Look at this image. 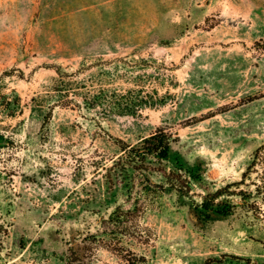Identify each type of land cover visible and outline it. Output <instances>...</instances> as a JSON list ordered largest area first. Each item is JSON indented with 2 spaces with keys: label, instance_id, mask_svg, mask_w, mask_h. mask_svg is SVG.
Instances as JSON below:
<instances>
[{
  "label": "rangeland",
  "instance_id": "rangeland-1",
  "mask_svg": "<svg viewBox=\"0 0 264 264\" xmlns=\"http://www.w3.org/2000/svg\"><path fill=\"white\" fill-rule=\"evenodd\" d=\"M158 127L189 195L104 233L130 206L114 137ZM87 228L89 264H264V0H0L1 261L67 264Z\"/></svg>",
  "mask_w": 264,
  "mask_h": 264
},
{
  "label": "trees",
  "instance_id": "trees-1",
  "mask_svg": "<svg viewBox=\"0 0 264 264\" xmlns=\"http://www.w3.org/2000/svg\"><path fill=\"white\" fill-rule=\"evenodd\" d=\"M49 114L51 115V112ZM114 140L122 150V154L118 157L119 164L124 169H132V174L128 176L129 195L127 201L130 206L123 209L121 205H117L110 219L112 225L105 228L103 232L112 236L119 234L142 235L144 230L150 233V229L143 226L141 217L148 210L157 206L160 197L168 192L177 193L179 196H187L191 191L190 179L184 168L178 166L169 170L166 168V165L171 161L172 148L177 137L173 132L158 127L154 132L142 137L135 144L119 137H114ZM255 162L256 160H253L251 165ZM247 174L248 171L244 172V179ZM243 180L238 183H243ZM224 190L220 189L206 196L202 203L203 208L210 209L214 204V199L222 195ZM98 236L99 231L95 232L87 228L82 233V242H84V245L80 247L82 251L79 247L70 246L66 254V263L89 264L96 254V246L99 245ZM121 254L125 258L126 264H148L146 256L136 251L127 250L126 253ZM216 260L222 261L221 259H212L208 260L206 264H213L212 262ZM0 264H9L1 261V251Z\"/></svg>",
  "mask_w": 264,
  "mask_h": 264
}]
</instances>
